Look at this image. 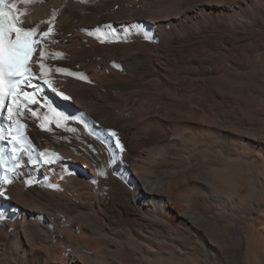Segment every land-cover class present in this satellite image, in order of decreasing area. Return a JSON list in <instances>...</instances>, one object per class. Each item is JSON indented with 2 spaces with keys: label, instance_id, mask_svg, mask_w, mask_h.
Segmentation results:
<instances>
[{
  "label": "bare ground",
  "instance_id": "bare-ground-1",
  "mask_svg": "<svg viewBox=\"0 0 264 264\" xmlns=\"http://www.w3.org/2000/svg\"><path fill=\"white\" fill-rule=\"evenodd\" d=\"M18 7L57 15L0 129V264H264V0Z\"/></svg>",
  "mask_w": 264,
  "mask_h": 264
},
{
  "label": "snow or ice",
  "instance_id": "snow-or-ice-1",
  "mask_svg": "<svg viewBox=\"0 0 264 264\" xmlns=\"http://www.w3.org/2000/svg\"><path fill=\"white\" fill-rule=\"evenodd\" d=\"M37 2V0H0V107H4V97L8 92L4 91V85L7 84L9 89L15 88L22 81H26L32 77V69L30 67V60L33 54L39 51V56L44 58L46 56L43 47L47 40L53 38L54 27L53 22L56 19V12H53L48 21H40L39 23H47L46 30H41L38 24L29 23L28 27H24V17L28 15L26 9L21 10L18 5H30ZM85 2V0H81ZM110 27V26H109ZM61 55V54H57ZM39 63L41 74L46 75L44 69L45 65L41 61ZM57 72H67L66 69H56ZM68 75H75L74 73L67 72ZM81 78H84L81 76ZM49 87L52 84L45 79L44 81ZM13 95L16 93L13 92ZM25 99L29 103H35L34 97L28 93H24ZM9 118H11L12 108L8 107ZM68 119V117H62ZM110 135L115 137V132H110ZM15 140L16 137H13ZM103 143V141H102ZM116 147L123 152L124 147L121 145L119 139H116ZM17 149H13L15 153ZM41 153V156H44ZM58 158V157H57ZM18 159V157H17ZM114 157H110L108 163L113 162ZM46 163L51 162L45 160ZM3 159H0V166H3ZM12 183L7 176L0 177V197L5 195L3 185Z\"/></svg>",
  "mask_w": 264,
  "mask_h": 264
}]
</instances>
